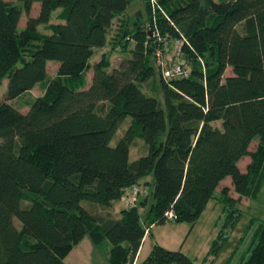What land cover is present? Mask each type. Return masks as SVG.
I'll use <instances>...</instances> for the list:
<instances>
[{
  "label": "trees",
  "instance_id": "trees-1",
  "mask_svg": "<svg viewBox=\"0 0 264 264\" xmlns=\"http://www.w3.org/2000/svg\"><path fill=\"white\" fill-rule=\"evenodd\" d=\"M35 1L39 14L20 29ZM132 1L0 0V81L8 78L0 97V264H65L85 236L109 251L108 264H134L167 212L193 224L213 198L226 213L210 248L216 257L242 214L220 183L230 176L240 197L262 191L264 0H143L148 21L139 10L131 29ZM99 47L108 49L91 63ZM158 48L188 75L162 76ZM113 51L127 55L110 67ZM36 84L43 94L29 109L9 102ZM138 140L145 152L132 159ZM149 173L144 221L136 204L113 217L112 201ZM249 247L242 264H264V223ZM152 249L137 264H195L180 250Z\"/></svg>",
  "mask_w": 264,
  "mask_h": 264
},
{
  "label": "rangeland",
  "instance_id": "rangeland-1",
  "mask_svg": "<svg viewBox=\"0 0 264 264\" xmlns=\"http://www.w3.org/2000/svg\"><path fill=\"white\" fill-rule=\"evenodd\" d=\"M139 20H147V9L144 6L143 0H133L127 7L128 15L130 16V27L132 29L134 25V18L137 16ZM107 47H99L95 50L92 57L90 58L91 63L99 60L101 53L107 50ZM111 66L118 65L127 53L120 51L111 52ZM59 61L56 59L49 60L47 64L48 72L53 76L57 71V65ZM231 72V68L228 67L225 71L226 74ZM92 69H88L86 72V79L89 83L91 82ZM8 78L4 77L0 81V97L5 98V90L8 84ZM143 88L152 91L150 85L145 84ZM25 94L21 97L11 98L9 102L17 106L20 110H27L31 106V102L36 95L43 94V87L39 84L35 85L30 91L24 92ZM160 95V94H159ZM161 96V95H160ZM129 119V116H127ZM127 119L122 124V128L118 129L114 139L118 138L122 129L127 125ZM220 123L219 121H216ZM215 122V123H216ZM113 139V142H114ZM257 144V140H252L250 150L254 149ZM130 157L132 159L137 158V155L145 152L144 145L141 141L134 142L131 145ZM250 155L243 156L238 164L243 170L246 169L247 163L250 161ZM139 186L141 188V194L139 195L138 201L135 203L140 215L141 221L143 222L146 218V212L148 205L141 203L142 199L146 194H150L152 182V173L142 176L139 180ZM227 186L229 195L233 198H239L240 201L237 204V208L242 212L237 225L228 231L229 238L225 242V246L221 249V252L216 257H213L210 253L211 244L219 235L220 230L224 225L225 211L224 205L221 201L216 199H210L202 214L198 217L197 221L193 224L189 222H179L166 220L163 224H153L150 232H147L144 243L141 246V250L138 253V261L142 262V259L147 257L153 250L155 244H159L162 247H166L171 250H180L185 255H188L195 264H242L243 260L247 258L249 253V246L251 238L254 234L255 229L260 223H264V185L262 191L253 198H247L240 195L235 191L230 176L224 179L218 190L221 187ZM152 197L150 196L148 203L150 204ZM111 214L113 217H119L120 211L126 208L123 197L117 198L112 201ZM14 222L17 227L20 226V221L14 218ZM249 247V248H248ZM109 248V247H108ZM65 259V264H108L107 258L109 255L108 250L98 251L92 245L91 240L88 236H85L80 243H78L73 250L70 251Z\"/></svg>",
  "mask_w": 264,
  "mask_h": 264
},
{
  "label": "built area",
  "instance_id": "built-area-1",
  "mask_svg": "<svg viewBox=\"0 0 264 264\" xmlns=\"http://www.w3.org/2000/svg\"><path fill=\"white\" fill-rule=\"evenodd\" d=\"M154 1V0H153ZM158 36V39H162L159 31L155 30L154 35ZM165 42V45L167 46L168 40H163ZM180 40H177V44L180 43ZM156 53H158V56L160 57V68L162 76L165 78L168 77H180V76H187L189 73V68L182 62H173V63H167L164 61V58L162 56L163 53H161L160 48L156 50ZM141 188L138 185H132L126 192V194L123 196L124 204L128 207L131 205H135V203L138 201L139 195L141 194ZM169 219H174L176 217L175 213L167 212Z\"/></svg>",
  "mask_w": 264,
  "mask_h": 264
},
{
  "label": "crops",
  "instance_id": "crops-1",
  "mask_svg": "<svg viewBox=\"0 0 264 264\" xmlns=\"http://www.w3.org/2000/svg\"><path fill=\"white\" fill-rule=\"evenodd\" d=\"M8 1H11V2H13V3H18V4H22V2H21V0H8ZM40 5H41V2L40 1H35L34 3H33V5H32V7H31V9H30V11H29V14L28 13H26L24 10L21 12L22 14H21V17H20V19H19V21H18V25H19V28L20 29H22V28H24L26 25V21H27V19H28V17H29V15H33V16H37L39 13V10H40ZM55 13V12H54ZM55 15V14H54ZM53 20H56V18L55 17H53L52 18ZM41 26L43 27V25L41 24ZM40 26V27H41ZM37 85V84H36ZM33 88V87H32ZM30 91V90H29ZM148 232H150V230L148 231ZM147 234V233H146ZM146 234H145V236H146ZM144 236V239H143V242H142V244L144 243V240H145V237ZM92 242V241H91ZM142 244H141V246H142ZM93 245V244H92ZM141 246H140V248H141ZM141 250V249H140ZM140 250H139V252H140ZM138 252V253H139ZM138 256V255H137ZM136 256V258H135V262H134V264H137V263H139V261H138V257Z\"/></svg>",
  "mask_w": 264,
  "mask_h": 264
}]
</instances>
